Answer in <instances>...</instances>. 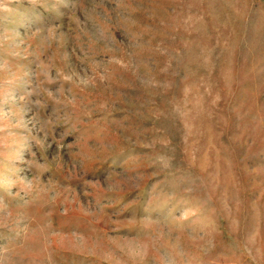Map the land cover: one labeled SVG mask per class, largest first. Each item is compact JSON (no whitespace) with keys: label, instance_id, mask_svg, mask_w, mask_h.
Listing matches in <instances>:
<instances>
[{"label":"rangeland","instance_id":"1","mask_svg":"<svg viewBox=\"0 0 264 264\" xmlns=\"http://www.w3.org/2000/svg\"><path fill=\"white\" fill-rule=\"evenodd\" d=\"M0 264H264V0H0Z\"/></svg>","mask_w":264,"mask_h":264}]
</instances>
